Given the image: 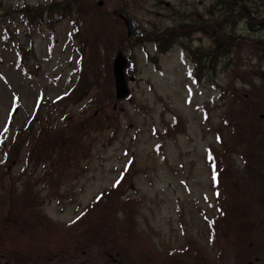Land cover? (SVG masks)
I'll return each mask as SVG.
<instances>
[{
    "label": "rangeland",
    "instance_id": "1",
    "mask_svg": "<svg viewBox=\"0 0 264 264\" xmlns=\"http://www.w3.org/2000/svg\"><path fill=\"white\" fill-rule=\"evenodd\" d=\"M27 4L56 12L29 27ZM116 10L141 35H127ZM189 10L186 0H0V264H264V47L238 44L203 67L194 51L212 41L186 31ZM163 32L175 42L160 52ZM56 133L75 148L53 166L61 149L45 140ZM222 171L247 202L240 259L210 230L229 200L213 179ZM19 211L25 231L8 214Z\"/></svg>",
    "mask_w": 264,
    "mask_h": 264
},
{
    "label": "trees",
    "instance_id": "2",
    "mask_svg": "<svg viewBox=\"0 0 264 264\" xmlns=\"http://www.w3.org/2000/svg\"><path fill=\"white\" fill-rule=\"evenodd\" d=\"M55 7L53 6V4H51L49 7H47V9H45L46 7L43 4L37 5L35 7H30L28 4L24 7V9H21V12L24 13L25 16H27V25L29 27H31V24H37L39 26V28L41 26L47 25L49 24V22H51L50 18L48 16H46L47 11L50 10V17H52L54 15V12H56L55 10H53L52 8ZM178 29H180V31L183 29L182 24H180L178 26ZM160 40L158 43V48L160 52H164L167 51L175 42V36L172 33L166 34V32H163L161 34H159ZM177 35V34H175ZM122 36L121 39L123 40ZM137 37V36H136ZM140 38V37H138ZM34 43L31 42V47L33 48ZM230 44H215L213 43L210 47L208 48H204L203 51L201 52H195V58L197 59L198 63L203 66V67H209L210 65L212 66V70H215L216 68V63L221 59L223 60L225 57H227V52L230 50ZM23 52L30 54V48L25 49L23 47ZM22 50L19 49L20 54L22 53ZM30 58V57H29ZM212 63V64H210ZM205 69V68H204ZM78 88V86H75V88ZM79 89L81 90V87H79ZM85 89V86L83 85L82 90ZM74 92V90H73ZM78 91H76L77 93ZM90 117H88L85 120H80L81 123H83L84 121H87V123L89 122ZM78 122L75 121L74 124H77ZM73 134H71L72 136ZM47 139L45 140L46 142H48L49 140L54 139L56 145L61 149V154H56L54 157H52L54 162L53 166H57L61 159H62V154L67 151L68 149H71V151L75 148V144L73 143L74 141H68L70 137H68V140L66 139V136L64 134L61 133H56L55 136H50L47 135ZM74 145V146H73ZM52 146V145H51ZM46 147V145H45ZM38 148L36 147V150ZM40 151L42 150L41 148L39 149ZM17 151L14 150V154ZM32 152V151H31ZM10 153V152H9ZM18 153V152H17ZM16 153V154H17ZM41 153H39L40 155ZM10 154H8V158H9ZM55 157H60V158H55ZM68 159V158H66ZM216 170V167L213 166ZM223 172V174H222ZM219 175V173L216 175V173L213 175V179H215L217 181L221 182L223 180V186H226V188L224 189L225 192L223 193V195H227L229 200L226 202L227 206H218V211L215 214V216H213V218H211V232L212 233H216L218 227H220L222 229V234L225 232V236L227 237V240L233 245V247L235 248V252H236V257L237 259H240V253H239V245H237L236 243H238L237 239L238 237L241 238H247L248 236H250L248 234L249 231V227H248V223H249V216H248V207H247V202H246V198H245V194L241 193V191L239 190L237 183L235 184L234 181H232L231 178H228V176L226 177V173L224 171H222ZM222 175V176H221ZM224 178V179H223ZM9 179V178H8ZM122 180H119L118 182H116L114 185L117 186L120 184ZM14 183H12L13 185ZM113 185V186H114ZM15 187H13V189H9L8 191V195L9 196H13V193L15 192ZM28 186L26 187V191ZM220 197V196H219ZM38 204V203H37ZM9 217L11 216L10 220L11 222H14V225L20 224L22 226L21 230L24 228L25 231V227L27 225V219L28 215L26 213V211H19L16 212L14 215L11 214V212L8 213ZM9 217L7 218V220L9 219ZM25 217V218H24ZM236 217L237 218V222L233 224L232 220L229 218H233ZM20 231V230H19ZM110 235L109 232H107V237ZM85 237L86 235L83 233L81 234L79 237Z\"/></svg>",
    "mask_w": 264,
    "mask_h": 264
},
{
    "label": "flooded vegetation",
    "instance_id": "3",
    "mask_svg": "<svg viewBox=\"0 0 264 264\" xmlns=\"http://www.w3.org/2000/svg\"><path fill=\"white\" fill-rule=\"evenodd\" d=\"M186 6L190 9L184 15L186 31L194 26L212 44H230L227 56L238 44L256 42L264 47V0H186Z\"/></svg>",
    "mask_w": 264,
    "mask_h": 264
},
{
    "label": "water",
    "instance_id": "4",
    "mask_svg": "<svg viewBox=\"0 0 264 264\" xmlns=\"http://www.w3.org/2000/svg\"><path fill=\"white\" fill-rule=\"evenodd\" d=\"M114 13L124 21L125 26L127 28V35H129V36L141 35V30L137 27V24L133 18L125 15L123 12H121L119 10L114 11ZM261 44H264V43H261ZM120 63L121 62H119V61L117 62V66L115 69V72L117 74L120 72ZM248 264H252V261H249Z\"/></svg>",
    "mask_w": 264,
    "mask_h": 264
},
{
    "label": "snow or ice",
    "instance_id": "5",
    "mask_svg": "<svg viewBox=\"0 0 264 264\" xmlns=\"http://www.w3.org/2000/svg\"><path fill=\"white\" fill-rule=\"evenodd\" d=\"M5 131H7V129H5Z\"/></svg>",
    "mask_w": 264,
    "mask_h": 264
}]
</instances>
